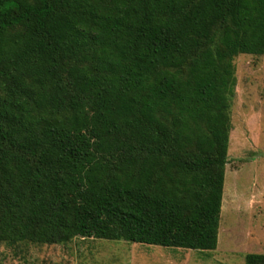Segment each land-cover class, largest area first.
<instances>
[{
	"label": "trees",
	"instance_id": "obj_1",
	"mask_svg": "<svg viewBox=\"0 0 264 264\" xmlns=\"http://www.w3.org/2000/svg\"><path fill=\"white\" fill-rule=\"evenodd\" d=\"M240 54L264 0H0V243L215 250Z\"/></svg>",
	"mask_w": 264,
	"mask_h": 264
},
{
	"label": "rangeland",
	"instance_id": "obj_2",
	"mask_svg": "<svg viewBox=\"0 0 264 264\" xmlns=\"http://www.w3.org/2000/svg\"><path fill=\"white\" fill-rule=\"evenodd\" d=\"M234 65L215 250L76 238L63 245L0 243V264H244L246 254H264V56L240 54Z\"/></svg>",
	"mask_w": 264,
	"mask_h": 264
}]
</instances>
